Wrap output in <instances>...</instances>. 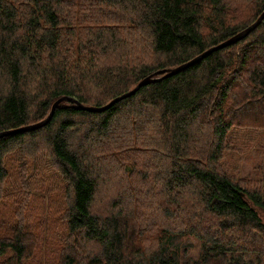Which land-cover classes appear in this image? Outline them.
I'll list each match as a JSON object with an SVG mask.
<instances>
[{
    "label": "trees",
    "instance_id": "16d2710c",
    "mask_svg": "<svg viewBox=\"0 0 264 264\" xmlns=\"http://www.w3.org/2000/svg\"><path fill=\"white\" fill-rule=\"evenodd\" d=\"M263 10L0 0V132L43 120L61 96L102 106ZM162 75L102 111L64 99L42 126L0 136V264H264V175L223 166L258 137L264 149V18ZM59 191V216L32 214L33 198Z\"/></svg>",
    "mask_w": 264,
    "mask_h": 264
},
{
    "label": "rangeland",
    "instance_id": "374dc122",
    "mask_svg": "<svg viewBox=\"0 0 264 264\" xmlns=\"http://www.w3.org/2000/svg\"><path fill=\"white\" fill-rule=\"evenodd\" d=\"M261 142L262 139L258 137L243 150H231L226 152L223 157L224 168L227 169L229 173L241 178L256 179V177L264 175V149H258L255 145L258 143L260 146ZM40 196L35 199L33 198L32 214L41 218L46 216L51 219L59 216L60 213L58 211L60 210L61 202L63 201L61 192H56L52 195V198L50 197V194H46L44 197Z\"/></svg>",
    "mask_w": 264,
    "mask_h": 264
},
{
    "label": "water",
    "instance_id": "95a60500",
    "mask_svg": "<svg viewBox=\"0 0 264 264\" xmlns=\"http://www.w3.org/2000/svg\"><path fill=\"white\" fill-rule=\"evenodd\" d=\"M264 18V10L259 14V16L251 23L249 24L247 27H245L244 29H242L241 31L237 32L236 34H234L233 36L229 37L228 39L220 42L217 45H214L208 49H206L205 51H203L202 53L198 54L197 56L193 57L192 59L188 60L187 62L180 64L179 66H176L174 68H169V69H161L158 70L152 74L147 75L146 77H144L142 80H140L132 89L114 97L113 99H111L108 103L102 105V106H84L81 105L76 99L68 97V96H61L59 98H57L51 105V109L48 113V115L46 116V118H44L43 120L34 123V124H30V125H26V126H22L16 129H10V130H6V131H2L0 132V136L1 135H5V134H9V133H14V132H19V131H26L32 128H37L42 126L44 123H46V121L50 118V116L52 115L55 107L57 106L58 103H60L62 100L64 99H68L73 101L74 103H76L77 105H79L81 108L89 110V111H102L104 109H106L107 107H109L111 104L115 103L116 101L125 98L133 93H135L141 86L146 85L148 83H150L151 81H154L157 79L156 75L157 74H163L162 76H168L171 74L176 73L177 71L189 66L190 64L198 61L199 59L203 58L205 55H207L208 53L225 47L229 44H232L234 42H236L237 40L245 37L251 30H253Z\"/></svg>",
    "mask_w": 264,
    "mask_h": 264
}]
</instances>
